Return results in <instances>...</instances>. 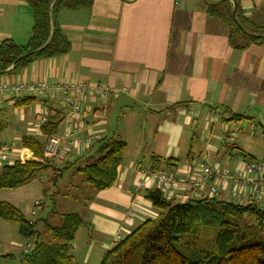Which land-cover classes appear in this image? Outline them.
<instances>
[{
  "label": "crops",
  "instance_id": "crops-1",
  "mask_svg": "<svg viewBox=\"0 0 264 264\" xmlns=\"http://www.w3.org/2000/svg\"><path fill=\"white\" fill-rule=\"evenodd\" d=\"M209 1L92 0L87 8L62 9L54 21L70 41V50L37 59L19 72L0 73V82L99 83L117 89L103 102L78 97L84 132L126 144L115 184L88 198L85 238L77 245V231L72 241L71 254L78 264H90L93 252L103 258L114 247L117 230L132 223H125L129 205L141 208V215L151 212L144 191L136 193L135 186L142 180L146 189L156 187L154 176L139 173L152 156L169 159L170 165L161 169L181 181L196 161L218 171H237L246 162L264 159V42L233 50L225 24L206 13ZM237 1L244 17L264 25V0ZM32 25L33 12L24 0H0V44L7 39L25 44ZM45 100L35 96L31 104L14 107L12 98H0V146L19 145L24 135L41 138L39 115L58 108ZM94 144L49 161V170L61 171L65 163L90 156ZM3 165L0 162V168ZM41 179L29 185L42 190ZM19 189L0 190V201L26 216L30 208L19 197L15 201ZM200 190L207 194V184ZM177 192H187V186ZM233 192L232 186L219 185L216 196L227 201ZM37 204L41 210V201ZM33 210L26 217L41 219L38 209ZM53 214L58 223L61 213ZM12 225L0 223V229L12 231L8 238L0 231V260L6 256L3 264H23L33 240H25Z\"/></svg>",
  "mask_w": 264,
  "mask_h": 264
},
{
  "label": "trees",
  "instance_id": "trees-1",
  "mask_svg": "<svg viewBox=\"0 0 264 264\" xmlns=\"http://www.w3.org/2000/svg\"><path fill=\"white\" fill-rule=\"evenodd\" d=\"M24 1L33 12L31 35L22 45L10 39L1 42L0 73L19 72L37 59L66 54L71 43L55 23L56 13L62 9L87 8L92 3V0ZM206 13L225 24L228 43L233 50L264 42V25L244 17L237 0H211ZM34 100V95L15 98L13 106H27ZM49 100L58 108L54 113L46 112V120L39 126L42 140L33 135H24L19 140L20 146L32 151L35 159L4 163L0 168V189L29 184L49 169V161L42 155L44 137L58 130L67 113L57 100L46 98L45 101ZM94 146L93 153L84 159L85 165L77 171L91 190L98 192L115 184L126 144L120 139L103 137ZM150 165L152 169H161L168 167L170 160L152 156ZM144 199L159 210V214L145 219L116 241L100 264H264V207L253 201L239 204L230 199H217L215 195L174 202L156 188L144 191ZM246 214L251 216L250 220L244 218ZM59 216L58 223L44 221L47 238L42 240L35 229V221L27 219L11 203L0 201V218L16 224L25 240H33V247L25 250L22 256L24 264H78L71 254L72 241L85 222L78 212H62ZM202 228L216 229L209 248L199 245L200 234L204 233Z\"/></svg>",
  "mask_w": 264,
  "mask_h": 264
},
{
  "label": "built area",
  "instance_id": "built-area-1",
  "mask_svg": "<svg viewBox=\"0 0 264 264\" xmlns=\"http://www.w3.org/2000/svg\"><path fill=\"white\" fill-rule=\"evenodd\" d=\"M123 90H125L123 88ZM117 89L107 87L106 85L94 83H49L45 81L34 82H0V98H23L25 96H39L42 98L56 99L59 107L66 109L61 128L58 131L45 136L42 155L43 158L51 161L72 148H87L92 143L100 139L99 134L94 132H84L82 125V106L78 99L82 97L96 98L103 102L110 93L116 92ZM46 112L38 117V125L46 120ZM20 145L9 144L0 146V162L11 163L20 161L24 163L35 159L31 154L21 153ZM29 150V149H28ZM24 160H20L23 159ZM31 158V159H30ZM139 173L143 177H152L156 179V189H159L163 196L166 194L174 202H184L192 198L213 197L219 193V185L226 184L232 186L234 192L231 200L239 204H245L249 200L255 204L264 207V159L260 161H249L244 163L239 170L218 171L208 162L196 161L193 164L192 172L181 181L172 171H152L146 168H140ZM207 184L208 192L203 194L200 187ZM182 185L187 186V192H177ZM145 186L142 180L135 186V192L139 193ZM248 190V191H247ZM248 194V196H245ZM136 205L132 203L128 207L125 220L131 222L138 212ZM121 236H115V241H119Z\"/></svg>",
  "mask_w": 264,
  "mask_h": 264
},
{
  "label": "rangeland",
  "instance_id": "rangeland-1",
  "mask_svg": "<svg viewBox=\"0 0 264 264\" xmlns=\"http://www.w3.org/2000/svg\"><path fill=\"white\" fill-rule=\"evenodd\" d=\"M61 124H62V122H61ZM61 124H60V127H61ZM113 124H115V119L113 120ZM133 134L134 135L137 134L136 129H134ZM40 135L43 136V134H41V132H40ZM127 136L129 137L128 134H127ZM44 139H45V137H44ZM39 140H42V138H39ZM223 142H225V141H223ZM30 152L31 151L28 150L27 148L22 147L21 150L18 151V154L20 156L21 153L25 154V153H30ZM31 155L33 157H35L33 154H31ZM82 156H83V154H82ZM84 159H86V158L79 157L77 160L72 161L69 164L65 163L64 164L65 168H61V171H55V170H49L48 169L47 171L42 172V174H41L42 179L40 180V182L42 183L44 181V183H45V186H46V192L45 193H43V189L42 190L36 189V186H35L36 184L29 185V184H31V182L29 184L24 185V186L18 187L21 189L17 190V195L15 198V201H17V198L19 197V199L21 200V203L23 202V206H25L28 209L30 208L29 211H27L26 216H28V214H30V210L32 208H34L33 213L35 212V210L38 209L37 210V212H38L37 216H38V218H41V219H38V220L36 219L35 229L38 231L39 237L42 240H46V239H44L46 237V235L44 233L45 232L44 225L41 224L43 221H41V220L47 219V220H50V222L52 224H54L55 218H57V215H54L53 212L54 213L55 212H59V213H62V212H78L81 214L82 218H84V214H85L84 212L86 211V208H88V210H89L90 202H88V198L90 195L92 196L93 193H95V192L93 190H91V188L85 183V181H83V175L77 171L80 167L85 165ZM20 160H24V157H23V159H20ZM31 160H34V159H31ZM31 160H29V161H31ZM141 168H146V169H149L152 171H160V170L168 171V170H165L163 168L162 169H152L151 165L147 166V163H145L144 167H141ZM33 181H35V180H33ZM35 183H38V182H35ZM69 183H70V185H68ZM18 188H15V189H18ZM15 189H0V190H15ZM142 190L146 191L147 189L145 187ZM166 199H169L167 194H166ZM34 201H36V202H34ZM39 201H41V204H42L41 210L39 209L40 208L39 204H37ZM146 207H148V210L151 211L150 213L145 211V213L148 215H145V214L141 215L140 213L143 212L142 209L136 208L138 210V212L136 214L137 218H135L134 221L132 220L131 221L132 223H130V225H126L125 229L123 228L124 230L118 231L119 230L118 229L115 236L119 235V237L121 236L122 238H124L134 228H136L138 225H140L142 222H144L145 219L150 218V217L154 218L160 212L159 210L155 209L154 207H151L148 205ZM31 216L33 218L36 217L34 215H31ZM244 218L247 220H250L251 216L246 214V215H244ZM27 219L31 220L30 218H27ZM0 221H1L0 223H2L3 225L13 224L12 225L13 227H15V228L17 227V225H15L14 223L7 222L5 220H2L1 218H0ZM125 223H129V222L125 221ZM215 230H216L215 228H207V229L202 228V231H204V233L200 234L199 245L204 247V248H209L210 244H211V238L214 236ZM0 231L2 234L1 236L4 238H6L7 236H9L12 233V231H9V230L0 229ZM78 231L79 232L77 233V236L74 239V242L76 241L77 245H78V242H82V240L85 238V235H86L84 232L85 228L83 226H81L78 229ZM113 239H114V237H113ZM4 243H3V245H5ZM6 258H7L6 256L2 257L0 260V264H3V262H5L4 260ZM101 258L102 257L99 256L98 253L93 252V254L91 256V260H93V261L90 264H95ZM6 264H19V262L15 261L13 263V261H11V262L7 261ZM79 264H86V263L84 261L83 262L80 261Z\"/></svg>",
  "mask_w": 264,
  "mask_h": 264
},
{
  "label": "water",
  "instance_id": "water-1",
  "mask_svg": "<svg viewBox=\"0 0 264 264\" xmlns=\"http://www.w3.org/2000/svg\"><path fill=\"white\" fill-rule=\"evenodd\" d=\"M234 6H235V4H234ZM232 17L235 19V9H233V11H232ZM239 25V24H238ZM240 26V25H239Z\"/></svg>",
  "mask_w": 264,
  "mask_h": 264
}]
</instances>
